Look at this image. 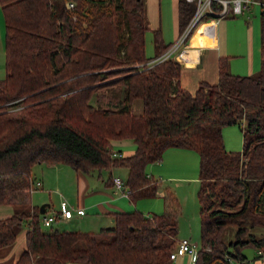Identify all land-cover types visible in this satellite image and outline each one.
<instances>
[{
  "label": "trees",
  "instance_id": "obj_1",
  "mask_svg": "<svg viewBox=\"0 0 264 264\" xmlns=\"http://www.w3.org/2000/svg\"><path fill=\"white\" fill-rule=\"evenodd\" d=\"M0 7V206L28 204L0 218V249H10L26 223L25 249L0 264H170L181 208L167 189L163 213H114L113 226L99 232L44 231L30 203L37 164L80 172L125 167L130 201L155 197L161 183L146 166L170 147L200 159L194 264H264V5L259 72L232 74L220 58L217 82H201L194 93L180 86L176 60L146 66L170 44L156 30L155 56H146L143 0H0ZM193 10L178 0L180 30ZM136 99L140 115L131 111ZM234 124L243 139L235 155L222 135ZM127 138L134 154L115 157L111 142ZM247 248L255 251L252 261Z\"/></svg>",
  "mask_w": 264,
  "mask_h": 264
},
{
  "label": "crops",
  "instance_id": "obj_2",
  "mask_svg": "<svg viewBox=\"0 0 264 264\" xmlns=\"http://www.w3.org/2000/svg\"><path fill=\"white\" fill-rule=\"evenodd\" d=\"M254 1L260 2L261 8L264 5L263 0ZM143 2L148 29L153 32L159 30L162 42L171 44L180 33L178 0H143ZM255 2L250 5L249 9L236 16L223 18L206 16L193 28L186 38L183 51L177 60L181 65L179 84L183 89L194 93L201 82L215 84L218 80V61L224 57L228 59L229 71L232 74L254 75L259 72L257 71L258 63L255 62L253 28L247 21L240 18L248 17L246 14L250 12ZM170 14L174 24L171 32H166L164 20L166 15L168 17ZM142 109L143 105L140 99L132 102L131 111L134 115H140ZM111 147L112 151L114 148L117 149V151H113L115 157H128L134 154L136 146L132 139L127 138L112 141ZM191 151L193 150L177 147L167 148L157 163L161 162L164 165L167 161L169 162L167 164H176V160L190 159L193 155ZM150 164L146 166L148 175L150 174L147 172V168ZM176 165L177 167L182 166V164ZM153 167L150 170H153ZM114 168L116 167L102 169L108 173L102 174L100 170L98 171L99 175L95 177L93 173L96 170L80 172L63 164H37L32 168L31 178L35 182L40 181L41 185L37 188L34 187L30 194L31 206L40 207L41 204H47L45 214L48 215L58 212V205L61 201H66L74 208H82L84 214L77 215L74 212L70 219H61L55 223L70 224L71 227H93L96 221L106 218L113 223L112 215L114 213L131 212L133 209L135 211L136 207L144 209L142 207L144 198L131 202L128 196L115 191L112 182ZM119 168L128 174L127 168ZM157 194L162 195L159 192ZM51 195H54V201L51 199ZM54 206H57L56 210ZM154 206L152 210L161 212V204L158 206L155 203ZM181 212L182 210L178 217L177 239L184 236L189 239L188 233H183V236L179 237ZM75 220L76 223H72ZM189 240L191 241V239ZM195 246L198 249V245ZM25 247L24 230L17 236L15 244L0 254V263L15 262ZM170 264H191L190 256L177 254L174 259L170 260ZM255 264H260V262L256 261Z\"/></svg>",
  "mask_w": 264,
  "mask_h": 264
},
{
  "label": "rangeland",
  "instance_id": "obj_3",
  "mask_svg": "<svg viewBox=\"0 0 264 264\" xmlns=\"http://www.w3.org/2000/svg\"><path fill=\"white\" fill-rule=\"evenodd\" d=\"M264 4V0L262 1ZM261 4L260 2H256L252 9L247 12L246 15L248 17H240L249 23L253 28V38H254V52H255V62L258 63L257 71L261 68ZM169 17V18H168ZM164 20L165 30L166 32H171L173 27V20L171 14ZM5 20L0 7V80L5 77ZM145 54L148 58H152L155 56V46H154V32L153 30L148 29L145 32ZM235 74V73H234ZM237 74V73H236ZM257 74V73H256ZM237 75H247V74H237ZM255 75V73H254ZM223 141L225 148L228 152L235 154H239L243 148V139L241 129L237 124L224 126L222 129ZM113 151H117L114 148ZM192 157L190 159L176 160V164H182V166L177 167L176 164H167L169 162L165 161L164 165L160 162H154L150 164L147 168V172L152 175L156 180H158L162 185L159 187L158 192L162 193L157 194L155 197H148L142 200V207L144 209H140L136 207L137 211L143 214H161L165 210L164 206V194L165 190L171 191L177 201L180 203V208L182 210L180 217V229H179V237L183 236V233H188L189 239H191V243L194 245H198L200 247V216H199V201H198V191H199V155L194 150L191 151ZM153 167V170L150 168ZM99 170H96L93 174L97 177ZM102 174L108 173L106 170H101ZM113 177H120L122 180L127 178V172L122 168L116 167L114 168ZM30 189V187H29ZM30 193V190H29ZM31 194V193H30ZM51 199L54 201V195H51ZM161 204L160 211L156 212L152 210L154 208V204ZM55 205L57 204L54 203ZM60 205V204H59ZM58 205V206H59ZM28 204L25 207L21 204H5L0 206V218L7 217L13 214L14 211H27ZM54 209H57V206H54ZM59 209V208H58ZM134 211V209H133ZM86 219V217H84ZM72 223H76V220ZM113 226L110 219H99L93 224V227H71L70 224L65 225L64 223L53 224L51 227H44L42 229L44 231H51L53 229L58 230H67V231H85V232H99L101 228H111ZM26 228V223H23L22 227L19 230V234L22 233ZM188 238L186 236L181 239ZM4 250L0 249V254L3 253ZM244 254L247 255L248 259H251L255 255V251L251 248H247L244 250ZM19 257V256H18ZM18 259V258H17ZM235 264V263H232ZM255 264V262L253 263Z\"/></svg>",
  "mask_w": 264,
  "mask_h": 264
},
{
  "label": "built area",
  "instance_id": "obj_4",
  "mask_svg": "<svg viewBox=\"0 0 264 264\" xmlns=\"http://www.w3.org/2000/svg\"><path fill=\"white\" fill-rule=\"evenodd\" d=\"M186 3L193 5L194 10L185 24L180 30L177 38L170 44L167 50L160 55L152 58L146 63L148 68L153 67L155 64L161 63L166 60H178L182 51L186 38L189 36L193 28L206 16H214L217 18H223L227 16H236L242 14L245 10L249 9L250 5L254 3V0H184ZM256 3V2H255ZM68 8L73 7V3L67 4ZM113 186L116 192H120L125 196H128L130 191L125 186V181L120 177L112 178ZM41 185L40 181H36L31 187L37 188ZM74 212L77 215L84 214L82 208H74L66 201H61L58 212L54 215L42 214L41 222L44 227H51V225L58 222V220L70 219ZM57 216V217H56ZM177 254H187L190 256L191 264L195 263L197 256V247L190 242L189 239H179L175 250L170 254V258L174 259Z\"/></svg>",
  "mask_w": 264,
  "mask_h": 264
},
{
  "label": "water",
  "instance_id": "obj_5",
  "mask_svg": "<svg viewBox=\"0 0 264 264\" xmlns=\"http://www.w3.org/2000/svg\"><path fill=\"white\" fill-rule=\"evenodd\" d=\"M47 204H41L39 207V213L40 214H45Z\"/></svg>",
  "mask_w": 264,
  "mask_h": 264
}]
</instances>
